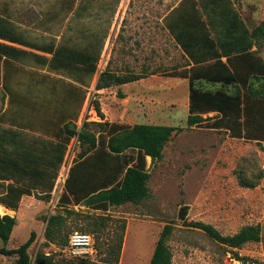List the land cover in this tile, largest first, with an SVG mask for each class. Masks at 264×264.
Instances as JSON below:
<instances>
[{"label": "rangeland", "instance_id": "obj_1", "mask_svg": "<svg viewBox=\"0 0 264 264\" xmlns=\"http://www.w3.org/2000/svg\"><path fill=\"white\" fill-rule=\"evenodd\" d=\"M176 1L179 0H131L128 12L131 15H145L147 28L148 15L163 16ZM216 1V5H212L210 10L207 9L211 14L222 15L227 8L233 7L237 13H242L241 16L250 30L264 20V0ZM102 8L103 6L90 7L82 3L77 15H100L101 10H104ZM177 8L178 12L181 11L177 15L187 16L182 19L178 16L176 33L185 24L189 25L196 21V28L201 29L205 24L203 22L208 21L205 17L207 7L204 10L200 0H181ZM8 11V0H0V15H8ZM2 29L3 32H10L9 26L2 25ZM211 34H216L214 29ZM146 47L143 66L139 63L138 68L128 69L131 74L139 72L144 76L143 83L138 87V95L133 94L130 100H124L118 91L107 92L104 99L106 103V109L103 110L104 117L99 116L97 121L128 125L165 124L178 128L165 144L161 159L152 161L151 157H147V168L150 172L148 198L140 203L129 202L120 206H110L107 211H102L89 208L84 203L63 202L60 199L61 192L57 197V191L52 192L46 205L39 201L38 195L31 197V200L24 205L26 210L16 214L17 226L6 246L8 248L20 246L30 237L31 232L35 231L36 238L28 249L32 258L31 264H34L37 255L42 252L56 260L76 262L80 257L67 248L69 236L74 230L93 233L88 229V223L81 213H95L111 217L102 234L93 233L95 239L100 236L99 244L102 245L107 238L109 242L115 244L120 240L119 234L123 233L120 260L116 264H149L166 224L173 226L172 234L167 240L172 254V264H254L237 259L225 244L210 237L203 229L190 225V222L210 223L224 235L234 234L246 225L260 224L261 240L248 242L237 251L241 255L254 257L260 261V264H264V139L256 140L247 135L235 136L231 125H235V129L237 125L217 113H206L204 121L189 125V114L183 107L182 87L170 83L168 76L180 75V73L190 76L192 68L177 70L185 66L190 59L186 62V57L179 48L174 42L169 41L163 24L160 52L156 51V47L154 49L150 45ZM253 49L264 59V38L261 44L254 46ZM189 57L195 61V66L208 63V60L196 54L194 57L190 55ZM124 67V63H121L118 68H110V70L126 71ZM2 68L5 71L11 69L8 66H1L0 71ZM104 69L101 65L95 71L96 75L99 76ZM75 70L78 69H64V73L71 75ZM88 70L79 69V72L84 75ZM22 86L23 84L14 85L6 81L1 84L0 79V103L3 104L8 94L21 90ZM206 86L215 85L206 83ZM29 89L31 90V88L27 90ZM177 93L181 95L179 98L175 97ZM92 95L94 105L96 102H101L99 94ZM87 103L80 118L76 119V125L82 126L87 121L82 120ZM176 105L180 106L175 108ZM127 107L129 110L126 112ZM258 120L261 128H255V123L249 128L253 133L264 134V118ZM70 127H73L71 122ZM92 128L96 131L101 130L96 124H92ZM245 128L247 129L246 126ZM64 134L63 130L62 136ZM72 138L66 143L67 147L72 144ZM80 148V144H77L76 156ZM126 153L134 154L135 151L128 150ZM241 172L246 178L256 181V186L241 185L239 182ZM259 173L263 175L261 178H258ZM6 188V182L1 181L0 193H4ZM184 206L188 207L186 218L181 216ZM66 209L74 213H68ZM56 213H61L65 217L62 225L65 231V243L59 240L46 242L45 230L48 217ZM122 224H125L124 230ZM3 245L4 241L0 237V246ZM102 257L99 252L94 261L100 262ZM16 259L15 255L0 254V264H15Z\"/></svg>", "mask_w": 264, "mask_h": 264}, {"label": "trees", "instance_id": "obj_2", "mask_svg": "<svg viewBox=\"0 0 264 264\" xmlns=\"http://www.w3.org/2000/svg\"><path fill=\"white\" fill-rule=\"evenodd\" d=\"M214 2L217 4L216 0ZM203 8L205 10L206 7ZM210 14L206 8L205 16L208 21L203 22L205 23L201 28L203 41L200 45L204 48L202 51L205 60L213 61L191 67L188 124L200 123L205 120L204 114L217 112L225 120L229 119L228 121H233V124L237 125L236 129L235 125H231L235 136L247 135L256 140L264 139V134L253 133L249 128L253 123L255 128H261L258 119L264 118V59L253 49L254 46L260 45L264 38V20L250 30L233 7L227 8L222 15ZM2 25L8 26V21L4 18H0V38L8 40L9 33L3 32ZM196 25L195 21L177 34V42L191 57H194L191 47L195 46L196 42L193 37L199 32ZM213 29L215 35L211 34ZM10 55L9 45L0 42V62L4 56L6 61ZM223 57H226V60ZM95 71L96 69H91V73ZM141 77L144 76L117 75L106 68L100 73L97 88ZM206 83L215 86L209 87ZM95 107L103 118L100 103L96 102ZM71 124L72 128L70 123L65 125L63 142L56 147L60 152L58 160L55 162L49 160L48 172L45 173L43 170V174L52 179L49 183L50 188L45 194L36 196L50 200L57 169L66 154V143L71 137L78 135L81 148L70 168L60 199L63 202L84 203L89 208L102 211H107L110 206H120L129 202L140 203L148 198L150 172L147 168V157L150 156L152 161L161 159L165 144L178 129L165 124L128 125L109 121H85L80 129L75 123ZM92 124L99 125L101 130H94ZM245 126L247 129H244ZM128 150L135 153H126ZM5 158L4 160H7ZM4 168L8 170L7 165ZM242 173L239 175L240 184L255 187L256 181L246 178ZM262 176V173L258 174V178ZM1 178H7V175ZM6 189L7 192L0 197V203L14 210L18 209L22 194L30 192L14 184L8 185ZM66 210L68 213H74L70 209ZM187 210V206L182 208V218H186ZM81 215L87 221L88 229L101 234L108 226V219L111 218L95 213ZM16 220V216L8 213L0 216V237L4 241V245L0 246V254L17 256L15 264H31L32 258L28 249L36 238L35 231H32L30 237L20 246L16 248L6 246ZM64 222L65 217L61 213L48 217L45 230L47 243L54 240L65 243V231L62 226ZM190 225L203 229L210 237L225 244L237 259L260 264L258 259L241 255L237 251L248 242L261 240L260 224L243 226L231 235H224L215 226L203 221H191ZM122 229H125V224H122ZM172 230L171 224L164 226L149 264H172V254L167 244ZM119 236L120 240L115 244L109 242L107 238L101 245L98 242L100 236L96 239L99 252L103 255L100 262L82 257L76 262L56 260L42 252L37 255L34 264H116L120 260L123 233Z\"/></svg>", "mask_w": 264, "mask_h": 264}, {"label": "crops", "instance_id": "obj_3", "mask_svg": "<svg viewBox=\"0 0 264 264\" xmlns=\"http://www.w3.org/2000/svg\"><path fill=\"white\" fill-rule=\"evenodd\" d=\"M130 1L8 0V15H0V18L5 17L10 28L9 39L0 38V42L9 45L11 52L7 60L4 56L0 63V68H11L9 71L4 68L0 71L1 84L4 81L14 85L23 84L21 90L8 94L4 103H0V182H6L7 186L19 185L30 191L22 194L19 210L0 203L3 212L16 216L17 221L16 214L26 210L24 205L31 197L43 195L49 190L52 179L43 172H48L49 160H58L60 152L56 147L63 142V128L70 122L77 124L76 119L80 118L88 98L93 97L94 93L99 94L101 109L105 111L107 92L118 91L124 100H130L133 94L138 95V87L144 80L141 77L128 82L111 83L108 87L98 89L100 75L97 76L96 72L91 74V69L97 70L102 65L110 70L124 63L126 71H110L117 75L131 74L128 69L138 68L139 63L143 66L146 45L153 49L156 47V51L160 52L162 24L169 41L179 48L186 62L190 59L177 70H187L196 65L177 42V34L188 25L185 24L176 33L178 16L181 19L187 16L177 15L181 12L177 8L181 0L176 1L163 16L148 15L147 28L145 15H131L128 12ZM200 2L208 10L216 4L214 0ZM82 3L90 7L103 6L104 10H101L100 15H77ZM196 30L199 32L193 37L196 42L191 51L204 57V48L200 45L203 31L198 28ZM223 59L226 60V57ZM68 68L78 70L67 75L64 69ZM79 69L89 70L82 75ZM168 77L170 83L182 87L183 107L189 114V76L180 73ZM177 94L175 97L179 98L181 95ZM128 110L129 107L126 112ZM64 157L57 169L51 193L63 169ZM6 165L8 170L4 168ZM6 175L7 178H1ZM6 192L7 189L0 195ZM39 201L46 205L47 200Z\"/></svg>", "mask_w": 264, "mask_h": 264}, {"label": "built area", "instance_id": "obj_4", "mask_svg": "<svg viewBox=\"0 0 264 264\" xmlns=\"http://www.w3.org/2000/svg\"><path fill=\"white\" fill-rule=\"evenodd\" d=\"M92 99H93L92 97L88 98L86 111H84V113L82 115V120L83 121H85V120H87V121H92V120L97 121L99 116H100L98 114L97 110H96V107H95L94 103H92ZM87 114H89V117H87ZM77 126H78L79 129L82 127L80 125H77ZM72 139H73L72 140V144L70 145V147L69 146L67 147L69 149L66 150V154H65V157H64V163H63V169H62V171H61V173H60V175L58 177L57 185H56L55 190H54V192L57 191V193H58L57 197L63 192L64 187H65V182H66L67 176L69 174L70 168L74 164L75 158L77 157L76 153H75V147H76L77 144H80V141L78 139V135H74ZM74 233H79L81 235H87L88 237H90V241H89V243L87 245H81V246L71 245L69 243V241H68L67 248H69L73 254H75L77 248H83L84 250L80 254H75V255L94 261L95 258L98 256V253H99V249H98L97 242H96L94 234L91 233V232H87V231L74 230L70 234L69 240H70V237H72V235Z\"/></svg>", "mask_w": 264, "mask_h": 264}, {"label": "clouds", "instance_id": "obj_5", "mask_svg": "<svg viewBox=\"0 0 264 264\" xmlns=\"http://www.w3.org/2000/svg\"><path fill=\"white\" fill-rule=\"evenodd\" d=\"M3 215V212H0V216ZM90 241V237L87 235H81L79 233H74L72 237H70L69 243L74 246L87 245ZM84 249L77 248L75 254H80Z\"/></svg>", "mask_w": 264, "mask_h": 264}, {"label": "bare ground", "instance_id": "obj_6", "mask_svg": "<svg viewBox=\"0 0 264 264\" xmlns=\"http://www.w3.org/2000/svg\"><path fill=\"white\" fill-rule=\"evenodd\" d=\"M0 210L3 212L4 211L3 207H0ZM126 241H127V238H126Z\"/></svg>", "mask_w": 264, "mask_h": 264}]
</instances>
